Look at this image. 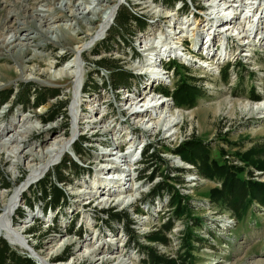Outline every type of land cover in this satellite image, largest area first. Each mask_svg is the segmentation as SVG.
Segmentation results:
<instances>
[{"label": "rangeland", "instance_id": "1", "mask_svg": "<svg viewBox=\"0 0 264 264\" xmlns=\"http://www.w3.org/2000/svg\"><path fill=\"white\" fill-rule=\"evenodd\" d=\"M184 1L170 8L156 0H0L5 38H22L15 43L18 48L0 50V91L28 85L58 91L37 109L31 104L13 108L14 98L0 108V187L3 181L10 184V189H0V219L12 211L0 221V239L35 264H102L111 259L106 264H143L146 246L188 264H264V207L253 205L236 220L211 197L220 180L199 177L176 153L186 142H200L211 159L242 168L245 181L264 183V111L251 114L245 108L255 103L252 94L264 102V0ZM121 6L142 16L146 30L132 38L131 47L112 43L106 53L101 43L112 22L106 35L87 49L111 11L116 15ZM19 28L23 30L17 35ZM96 49L99 55H92ZM180 53L184 58L174 56ZM110 56L136 77L126 89L113 91L106 72L93 75L92 63ZM156 71L163 72L161 82L152 81ZM181 82L196 89L191 107H176L160 92H173ZM156 100L166 103L154 107ZM59 102L66 109L54 117L52 109ZM159 110L168 111V117L181 113L180 119L163 128L155 118ZM50 117L53 121L46 122ZM74 131L72 147L45 174L66 162V182L59 185L66 203L47 209L36 193L45 176L30 187L26 182ZM41 132L50 133L38 138ZM80 140L85 143L75 155ZM147 147V155L155 152L161 162L143 164ZM72 163L81 168L80 176ZM169 169L184 171L179 173L181 184L170 182L184 199L179 219L175 207L169 208L170 202L176 206L173 197L145 201L155 184L174 177ZM117 176H122L120 184ZM103 180L110 187L122 185L123 193L109 194ZM18 188L24 189L22 198L15 197ZM26 202L35 205L28 208ZM111 210L129 215L136 243L122 226L106 228L101 213ZM20 213L24 218H18ZM168 220L173 228L166 234L167 245L149 243L146 237L161 235ZM9 226L31 250L7 239L1 230ZM32 229L36 233L30 234ZM65 251L69 259L57 261Z\"/></svg>", "mask_w": 264, "mask_h": 264}, {"label": "trees", "instance_id": "2", "mask_svg": "<svg viewBox=\"0 0 264 264\" xmlns=\"http://www.w3.org/2000/svg\"><path fill=\"white\" fill-rule=\"evenodd\" d=\"M162 1L168 7L172 8L175 3H181L185 5L184 0H156ZM148 27L146 21L142 16L136 15L130 8L121 6L118 8L116 15L114 17L113 25L108 30L105 40L101 43L104 46L106 53L110 52V45L115 43L119 45L121 42L125 43L128 47H131L132 38L136 34L142 31H145ZM100 51L98 49L94 50L92 55H99ZM93 66L95 72L93 75L99 74V72H106L109 78L110 86L113 91H118L120 89H126L128 84L135 80L136 77L124 69L123 65L120 64V60L102 57L94 61ZM174 70V68L172 67ZM227 68L224 70V80L227 75ZM159 91V90H158ZM163 97L171 98L172 102L176 107H191L193 105V96L196 95L195 87L181 82L177 85L176 89L173 92L162 88L160 90ZM58 94L57 90H38L33 86H21L20 88L3 90L0 91V108L9 102L11 98H14L12 101V107H27L31 104V108L37 109L40 106L48 102L52 98H56ZM251 100L253 102H260L258 95L252 94ZM66 109V103L59 102L53 107L54 117L58 116ZM53 121V117L48 118L46 122ZM85 141L80 140L77 142V146L74 150L75 155L81 153V147ZM79 146V147H78ZM149 147L144 150L143 155L145 156L144 163L148 164L149 162L159 161L161 159L156 156L155 152H151L147 155ZM176 153L180 156V159L191 165L195 173L202 178L208 179L216 177L220 180V188L214 189L211 193V197L216 204L221 203L224 205L226 210L231 211L236 220H241L245 215L247 210L253 206L258 205L264 207V183L263 182H254V181H245L240 177V174L243 172L242 168H235L225 165L223 162L219 163L214 159H211L209 150L200 142L190 141L186 142L184 145L179 147L176 150ZM67 163H71L67 160ZM74 172L78 176L81 175V168L78 167L75 163H72ZM66 162H63V165L56 167L54 172L46 175L38 183L37 188V202H43L44 207L47 209H58L63 208L62 206L66 203V196L64 190L59 187L60 184L66 182L65 176ZM264 169V168H263ZM262 170V169H261ZM174 172V177L166 178L157 184H155L149 191L148 195L145 198V201L154 202L157 198L162 199L163 197H168L169 200L173 197L175 200L176 206L172 205L170 202V207H175L174 217L181 218L183 212L185 211L183 206L180 204L184 199L182 196L175 190L174 186L170 182H177L181 184L179 178V173H183L182 169H169V173ZM168 173V174H169ZM177 176H176V175ZM76 175V176H77ZM150 181H153V178L150 176ZM1 190L10 189V184L6 181H3ZM36 201V200H35ZM30 202H26V207L30 208L34 206ZM31 210V209H30ZM101 215L106 216L104 221L106 228L111 231V225H120L123 227L124 233L126 236L131 238V240L136 243L137 235L134 234L132 227L134 226L132 221L129 218V215L126 212H116L115 210L103 211ZM19 219L24 218L23 213L18 215ZM172 221H167L162 225L161 235L156 236L157 233H151L146 237L149 243H156L162 245H167L168 239L166 234L171 231ZM30 234L36 233V231L30 230ZM138 246V245H137ZM142 254L144 256L143 264H188L187 260L185 262L181 260L169 259L167 256L160 255L153 247L146 246L143 248ZM70 257V253L65 251L61 256L57 258V261L66 262ZM191 259V258H190ZM188 259V260H190ZM0 264H35L31 258L26 254H20L16 250L12 249L5 240L0 239Z\"/></svg>", "mask_w": 264, "mask_h": 264}, {"label": "bare ground", "instance_id": "3", "mask_svg": "<svg viewBox=\"0 0 264 264\" xmlns=\"http://www.w3.org/2000/svg\"><path fill=\"white\" fill-rule=\"evenodd\" d=\"M115 16V9H113L110 13V15L108 16V18L106 19V21L101 25V27L99 28V30L96 32V34L91 38V41H89L90 43L87 45V49H90V48H93V46L99 42L102 37H104L106 35V32H107V29L111 26L112 22L114 21L113 18ZM26 19V17H25ZM26 23V22H25ZM21 24L22 25H26V24ZM1 26V25H0ZM2 31L0 33V40L2 39L3 40V44L0 45V50H6V51H10L11 49H15V48H18L16 46V42L22 40L21 37H18V36H15V40L14 41H7V39L5 38V29L4 27H2ZM18 30V29H16ZM23 29L22 28H19L18 32H17V35L18 33H20ZM8 33V32H7ZM8 35V34H7ZM26 42L29 40L30 41V36H27L25 37L24 39ZM86 47V46H85ZM165 54L168 53L167 56H170L171 54V46L170 45H166L165 46ZM224 47V46H223ZM84 49V48H83ZM83 49L81 50V52L83 51ZM162 50V49H161ZM161 50L159 49V52H161ZM169 51V52H168ZM174 56H179L178 58L180 57H183V55L180 54H175ZM184 58V57H183ZM146 63V62H145ZM162 74L163 72H160V71H156V73L153 75L154 78H153V82H161L162 81ZM152 82V83H153ZM157 101V100H156ZM159 101V100H158ZM156 102L153 106L155 107H159L160 105H164L166 103V101L162 100L161 102ZM160 106V107H161ZM245 108L247 109L248 112H250L251 114H254V113H258V111H264V102H255V103H247L245 105ZM160 109V108H158ZM167 112L168 111H163V110H159L157 111L158 115L157 114L155 115V118H159L161 120H159V123L162 124V127L163 128H169V127H172L174 124H176V122H178V120L180 119V114H178V112H176V115H173L171 117H168L167 116ZM169 118V119H168ZM164 120V121H163ZM50 132H41L39 135H38V138H43L44 136H46L47 134H49ZM76 136V133L75 131L72 133V135L65 139L64 140V143L61 145V146H58V148L56 149V152H55V155L48 161H45L44 162V165L42 166V168L40 169V171L32 178H30L27 182H26V186L25 187H30L29 185H31L32 183L35 182V180L41 178L42 176H45L46 172L50 169V167L52 165H54L57 161H59V159L61 158V156L64 154V152L66 151L67 148H70L72 147V141L75 139ZM15 143V142H13ZM25 157L29 160V156L26 154ZM49 172V171H48ZM113 178H115L114 176H112ZM120 180L119 184L121 183L122 181V176H117ZM100 180V179H99ZM102 180V179H101ZM107 180V179H106ZM104 181L103 180V185L102 186H106V190L109 194L111 195H121L123 192H121V189H122V185L118 186V188H115L114 186L113 187H110L108 186V183L107 181ZM102 182V181H101ZM100 183V182H99ZM118 184V183H117ZM101 185L99 187H97L98 190H102L103 187ZM105 188V187H104ZM27 189V188H26ZM17 190V193L15 195L16 198L18 197H21L22 198V192L23 190H21V188H18ZM103 190V191H104ZM125 191V190H124ZM100 192V191H99ZM18 200V199H17ZM16 203L13 202L12 205H14ZM11 214H12V211L11 210H8L5 214H2V217L0 219V221L6 219V218H10L11 217ZM10 227V226H9ZM4 228V227H3ZM3 233H5V236L7 237V239L13 244L15 245V247H19L23 250H31V248L28 247V245L26 244V242L24 241V239L20 238V234L19 232H17L15 229H13V227L10 229H2L1 230ZM2 235V234H1ZM51 259H49V262H50ZM113 259L111 260H108L106 262H103L102 264H106V263H109V262H112ZM57 264V263H56ZM61 264V263H59Z\"/></svg>", "mask_w": 264, "mask_h": 264}]
</instances>
